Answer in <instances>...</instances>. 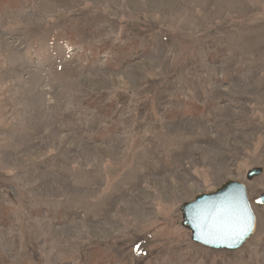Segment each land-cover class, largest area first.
Listing matches in <instances>:
<instances>
[{"label":"rangeland","instance_id":"obj_1","mask_svg":"<svg viewBox=\"0 0 264 264\" xmlns=\"http://www.w3.org/2000/svg\"><path fill=\"white\" fill-rule=\"evenodd\" d=\"M228 181L254 232L207 249ZM262 197L264 0H0V264H264Z\"/></svg>","mask_w":264,"mask_h":264},{"label":"water","instance_id":"obj_2","mask_svg":"<svg viewBox=\"0 0 264 264\" xmlns=\"http://www.w3.org/2000/svg\"><path fill=\"white\" fill-rule=\"evenodd\" d=\"M261 169L248 173V180L260 177ZM264 203V197L261 198ZM182 226L189 230L192 241L211 250L237 251L251 238L255 228L245 185L228 181L212 193L202 194L181 206Z\"/></svg>","mask_w":264,"mask_h":264}]
</instances>
